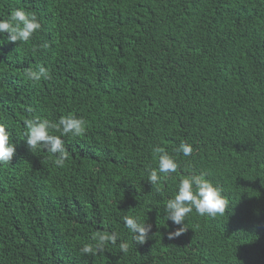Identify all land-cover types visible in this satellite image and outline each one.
<instances>
[{
  "label": "trees",
  "instance_id": "16d2710c",
  "mask_svg": "<svg viewBox=\"0 0 264 264\" xmlns=\"http://www.w3.org/2000/svg\"><path fill=\"white\" fill-rule=\"evenodd\" d=\"M15 8L42 27L24 44L0 37V121L17 142L0 166V264H264V0H0V17ZM41 65L51 79L29 81ZM69 113L87 131L66 138L58 167L29 150L23 120ZM181 140L191 157L174 152ZM158 146L228 200L171 240L164 208L181 176L147 181ZM124 215L152 224L145 243ZM100 232L120 239L81 254Z\"/></svg>",
  "mask_w": 264,
  "mask_h": 264
},
{
  "label": "clouds",
  "instance_id": "9594fccd",
  "mask_svg": "<svg viewBox=\"0 0 264 264\" xmlns=\"http://www.w3.org/2000/svg\"><path fill=\"white\" fill-rule=\"evenodd\" d=\"M41 27L37 15L22 8H15L7 17H0V37L3 39L6 36L4 42L27 43ZM42 47L46 48L48 45L45 44ZM25 75L33 83L42 79L45 81L51 79L49 71L42 65L36 69L28 68ZM23 128L24 141L29 150L42 149L50 153L56 157L54 163L58 167H63L68 159L66 138H78L85 135L87 131L85 119L72 113L60 115L56 120L43 116L25 118ZM16 150L17 142L14 140L13 130L6 122L0 121V166L10 164ZM154 151L158 154L157 167L147 170V181L151 186L171 178L173 174L181 176L174 194L167 200L164 208L167 220L179 226L168 232L169 240L179 238L187 232L186 218L193 212L201 217L210 218H216L225 213L228 200L224 189L218 182L211 179L208 173L192 170L181 174L178 171L181 164L177 155L170 154L165 148L159 146L155 147ZM174 152L183 157H191L194 147L186 140H181ZM122 222L136 244H143L149 239L152 224L142 222L139 216L134 215H124ZM119 239V234L116 232H100L93 237L94 243H85L79 251L83 255H101L109 243L115 245ZM130 246V243L124 240H121L118 245L123 254L129 252Z\"/></svg>",
  "mask_w": 264,
  "mask_h": 264
}]
</instances>
